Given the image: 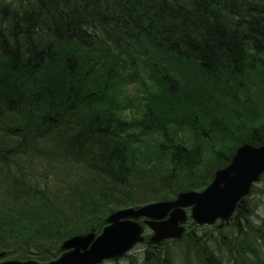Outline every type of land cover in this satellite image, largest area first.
<instances>
[{
    "label": "trees",
    "instance_id": "trees-1",
    "mask_svg": "<svg viewBox=\"0 0 264 264\" xmlns=\"http://www.w3.org/2000/svg\"><path fill=\"white\" fill-rule=\"evenodd\" d=\"M101 30L110 43L97 52ZM111 36L121 61L111 58ZM148 49L196 67L201 79L190 84L176 70L155 67L152 78L164 89L172 114L164 115L169 113L162 112L158 99V113L131 122L114 108L111 90L118 78L113 73L118 65H128L140 77L141 65L146 67L141 51ZM87 55L94 56L93 63ZM256 61L260 81L252 77ZM263 79L264 0H0V195L40 201L23 209L20 224L18 219L0 223L7 232L0 237L28 239L24 245L30 253L21 258L37 257L31 246L38 247V242L47 243L51 257L55 245L45 239L99 233L108 213L155 200L157 196L136 200L129 190L147 176L146 167L133 158L134 127L163 137L157 148L162 159L154 161V172L146 178L153 189L160 167L166 169L157 189L164 195L158 200L204 188L240 145L264 142V124L248 123L237 110L240 103L250 104L249 92L258 91L253 104L261 110L256 114L264 115ZM244 110L245 116L254 114ZM233 112L240 122L235 128ZM182 124L194 132L197 145L188 147L180 140ZM210 140L233 144L205 158L201 148ZM56 163L82 165L100 177L97 187L92 185L98 189L95 197L80 192L92 215L78 209V219H60L61 197L53 193L59 187L51 191L42 183L56 171ZM103 182L119 187L122 202L108 201ZM65 189L74 196L73 186ZM76 198L69 202L74 208L80 205ZM89 220H96V227ZM192 225L182 238L162 245L146 235L144 256L124 257L128 264H264V174L229 220Z\"/></svg>",
    "mask_w": 264,
    "mask_h": 264
},
{
    "label": "rangeland",
    "instance_id": "rangeland-1",
    "mask_svg": "<svg viewBox=\"0 0 264 264\" xmlns=\"http://www.w3.org/2000/svg\"><path fill=\"white\" fill-rule=\"evenodd\" d=\"M107 35H108L107 32L101 30L100 36L102 38L100 39L98 37V43L97 46H95L94 50H97L98 52L103 48L109 47L110 39L107 38ZM115 44L116 42L114 41L113 36H111V58L113 55L114 58L112 59H117L118 61H121L117 53L113 52L112 46H114ZM147 51H148L147 53L141 51V55L144 56V58L146 59V67L141 65L140 77H136L135 73L132 74L129 71L128 65L127 68L118 65L116 68H118L119 71L113 73V77L118 78L116 82L112 83L113 90H111V94L115 96V102H117L114 108L122 118L131 122L142 119V117L148 115L149 112L158 113L156 111V105L158 99L162 102V104H160L162 112L169 113V114L165 113L164 115L167 116L172 114L173 106L170 105V102L166 97V95L162 93L164 89L161 87V85L158 83L156 79L152 78V72L155 67H157L160 71L162 70V68L163 69L167 68L170 71L176 70L177 73L175 75L180 76L181 79L182 76L184 75L187 79L186 82H190V84H192L194 81H200L201 79L199 70L196 67L185 64L182 61H171L168 59V57L165 56L162 57L157 56L156 54H154L156 52L153 53L150 49H148ZM87 61H91L93 63L94 56L87 55ZM162 64L165 66L163 67ZM254 65L256 66V68L253 71L252 77L256 78L255 79L256 81H260L261 77L257 78V65H258L257 61ZM262 81H264V79ZM262 86L263 85H260V87ZM258 90H259V86H258ZM256 94H258V91H255L254 93L249 92L246 101H249L250 104L240 103L239 107L237 108V110L243 117H247V122L248 123L251 122L255 126L264 124V115L261 116L256 114L257 112H261V110H258L255 104H253V99ZM196 97L198 98L199 94L196 95ZM246 107L249 108L250 112L251 111L254 112L252 116L250 117L245 116L244 109ZM236 117H238V115L236 114V112H233L231 121L233 122L232 125L234 126V128L236 127L237 122H239L236 121ZM178 121L181 122L179 118ZM134 130H136L134 135L136 140L133 142V145H131L133 158L136 161H140V163H142L141 165L143 166V168L146 167L144 170L145 172L142 170L143 174L147 173L146 178H150L152 176L151 172H154L153 170L155 168L154 161L159 162L162 159L160 153L157 151V148L159 146V143L162 142L163 137L155 130L146 131L135 127ZM178 130H179L178 135L180 140H182V142L185 143L188 147H193L194 145H197L195 134L188 125L182 124L181 126H178ZM232 144L233 141L231 140H225L223 142H221L220 140L217 141L210 140L208 145L201 149H204L205 151V158H209L212 155V153L216 152V149H218L219 147L231 146ZM166 162H167L166 160L163 161V167L166 165ZM145 164L147 166H145ZM54 167H56V171ZM52 168L54 170H51L50 177L47 179V181L42 179V183L46 188H48L51 191H56V189L59 187L57 189V192H53V193H59L61 197L60 202L62 203L59 204L60 210L58 211L60 219L64 220L66 218H71L72 221L78 219L79 214L77 213H80L78 209H87L86 215H90V214L92 215L93 212L92 206L88 205L87 197L86 198L82 197L83 195L80 192L84 191L85 194L88 193L87 195H91V197H95L98 194V192L96 191L98 189L95 188L94 190L92 185L94 184L95 187H97L96 184L100 180V177L95 175V173H93L92 171L87 170L82 165H73V164L64 165V163H56L53 164ZM160 168L162 170H159L160 172H158L159 175L158 179L156 177L157 187L154 186L153 189L149 188V186L147 185L148 182L146 181L145 178L144 181L142 182L143 183L142 186H140L142 184L141 183L139 185H136V187L132 186V189L129 188L131 192L134 191V193H136L137 196L136 200L147 202L148 200L154 198L155 196H157L158 198L161 195H164L163 192L161 194L160 191L157 190L158 186L160 185V181H159L160 175L166 172L165 171L166 169L163 170L162 166ZM94 176L96 177V179L93 181L92 178ZM195 183H199V181H196ZM103 185H105L107 189L109 195L108 196L109 202H116V201L117 203L120 201L122 202V199H120L122 195L120 194L119 187L104 182ZM60 186L62 187V189H60ZM65 186L74 187V192H75L74 196L72 195V193H69V191L65 189ZM76 197H82V198H76ZM73 198L78 199L80 203L79 207L74 208L73 205L69 204L70 200H72ZM157 198L153 201L158 200ZM31 203H40V201L32 198L28 199L27 201H13L5 196L0 195V223L2 222L7 223L11 220L18 219L19 222L17 224H20L21 221H24L23 218H25V216L23 215L24 213L23 209ZM99 215L102 216L103 214H99ZM89 221L91 222V224H93L92 227H96V220H89ZM188 225L189 228L187 227V231L192 230L193 225L191 220L188 222ZM91 231H95V230H91ZM88 232H90V230H88L86 233ZM2 233H7V232H4L0 229V234ZM147 233L149 234L150 231H147L146 234ZM59 241L60 240H55V242H53L52 238L45 239V243L50 242L53 245H55L53 247L54 254L51 257L49 256V253H52L53 250L49 247H46L47 243L42 244L41 242H38V247L31 246L33 248V252L38 253L37 257L21 258L19 256H21L22 254L30 253L27 252V249H29V247L27 245L26 246L24 245L28 243V239L22 238L20 240H11L8 238L0 237V253H3L0 256V263L7 260H17V261L35 260L41 263L47 262L51 260V258H54V256L59 253L58 249L61 248L60 244L62 240L60 242ZM145 246H146L145 243L137 244L130 251V256L136 259L137 257L139 259L142 258L144 256L143 253L145 250ZM44 250H46V252ZM102 264H128V258L123 257L117 260L110 259L103 262Z\"/></svg>",
    "mask_w": 264,
    "mask_h": 264
},
{
    "label": "water",
    "instance_id": "water-1",
    "mask_svg": "<svg viewBox=\"0 0 264 264\" xmlns=\"http://www.w3.org/2000/svg\"><path fill=\"white\" fill-rule=\"evenodd\" d=\"M263 174L264 142L244 143L202 190H184L173 199L117 209L107 217L99 234L90 231L65 239L62 255L49 262L7 260L0 264H99L121 258L143 242L145 226L152 231L150 241L157 245L167 239H180L186 232L189 215L200 225L229 220ZM141 217L145 218L143 223L138 220Z\"/></svg>",
    "mask_w": 264,
    "mask_h": 264
},
{
    "label": "bare ground",
    "instance_id": "bare-ground-1",
    "mask_svg": "<svg viewBox=\"0 0 264 264\" xmlns=\"http://www.w3.org/2000/svg\"><path fill=\"white\" fill-rule=\"evenodd\" d=\"M244 144V143H243ZM226 166V165H225ZM214 178V177H213ZM195 190H200V189H195ZM252 193V192H251ZM130 207H138V206H130ZM112 213V212H111ZM111 213H108V215L106 216V220H107V217L111 214ZM145 218L144 217H141V218H139L138 220L139 221H143ZM106 223H107V221H106ZM100 233V232H99ZM98 232H97V234H99ZM130 252V251H129ZM103 262H105V261H103ZM103 262H100L99 264H102Z\"/></svg>",
    "mask_w": 264,
    "mask_h": 264
}]
</instances>
